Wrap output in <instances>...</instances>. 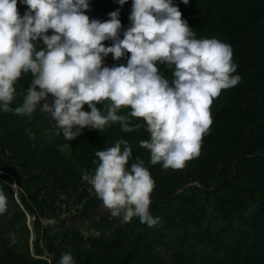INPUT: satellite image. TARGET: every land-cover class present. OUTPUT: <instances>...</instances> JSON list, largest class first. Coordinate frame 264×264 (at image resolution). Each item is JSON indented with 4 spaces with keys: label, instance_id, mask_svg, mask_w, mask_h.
<instances>
[{
    "label": "clouds",
    "instance_id": "obj_1",
    "mask_svg": "<svg viewBox=\"0 0 264 264\" xmlns=\"http://www.w3.org/2000/svg\"><path fill=\"white\" fill-rule=\"evenodd\" d=\"M17 3L0 0V111L31 116L39 108L68 141L85 126L102 130L118 123L123 132H132L140 127L132 118H142L149 137L139 144L149 150V163L182 168L199 154L210 131L213 99L242 80L231 44L215 36L198 38L173 0H132L122 38L120 8L101 21L86 14L89 0H19L27 6L23 14ZM128 53L126 64L105 63L109 54L120 60ZM157 62L171 69V79ZM28 73L32 79L14 106L15 85ZM95 156V169L82 170V179L111 215L123 222L137 217L149 227L162 224L150 210L155 179L139 156L129 164L130 141L121 136ZM7 207L0 183V213ZM8 236L16 242L14 232ZM55 264H76V259L65 251Z\"/></svg>",
    "mask_w": 264,
    "mask_h": 264
},
{
    "label": "trees",
    "instance_id": "obj_2",
    "mask_svg": "<svg viewBox=\"0 0 264 264\" xmlns=\"http://www.w3.org/2000/svg\"><path fill=\"white\" fill-rule=\"evenodd\" d=\"M196 36L212 37L227 41L232 46L233 61L238 65L236 72L242 80L235 86L222 89L210 106L213 122L210 131L203 136L200 152L185 163L189 164L187 178L199 184L186 186V176L180 177L172 168L164 169L160 163H149L150 153L139 144L147 139L146 122L133 117L140 127L132 132H123L119 124H110L102 130L87 126L81 135L68 141L57 133L50 118L37 108L31 116L0 111V155L8 149L12 157L21 158L25 179L13 167V159L5 162L0 157V170L10 173L24 193H19L24 210L35 216L34 228L39 230L40 216L44 208L51 205L38 198L35 190L41 181L40 173L32 174L27 164H33L42 151V171L55 166L52 172L56 185L66 190L82 179V170L93 171L98 161L95 152L123 136L132 144L133 159L139 156L155 179V188L150 194L153 215L163 218L162 224L149 227L139 219L128 225V231H119L114 240L94 239L90 250L75 257L76 264H103L97 260L99 250L121 249L122 254L113 264H264V0H173ZM88 14L98 16L120 8L123 30L129 24L132 0L119 5L115 0H89ZM26 5L17 3L21 14ZM49 29V34H51ZM108 46L111 40L103 41ZM127 56L113 60L112 54L105 63L126 64ZM158 70L171 79V69L157 62ZM32 76L24 74L16 83L18 95L13 105L23 99V90L28 87ZM43 103V101H41ZM104 103H107L105 101ZM103 108L102 102H97ZM84 110H89L87 104ZM128 108H121L128 114ZM68 146L69 153L60 152L59 147ZM17 156V157H16ZM49 162L54 164L49 165ZM48 165V166H47ZM46 170V171H45ZM19 172V173H18ZM23 173V174H24ZM0 178L7 179L0 173ZM9 195L13 191L5 186ZM83 197H80L82 200ZM15 206L17 205L14 203ZM104 208L98 197L85 200L81 219L91 221V227L101 226L110 213L100 214ZM211 209L217 215L210 222ZM23 215V213H21ZM63 231L51 232L52 227H42L44 237L49 241L47 250L55 255L60 244L54 242L59 236L78 238L79 231L65 226ZM164 243L171 251L170 258L152 250L153 243ZM61 247V246H60ZM5 248V247H4ZM55 261V262H56ZM1 263V261H0ZM16 264H48L43 259L21 257Z\"/></svg>",
    "mask_w": 264,
    "mask_h": 264
},
{
    "label": "rangeland",
    "instance_id": "obj_3",
    "mask_svg": "<svg viewBox=\"0 0 264 264\" xmlns=\"http://www.w3.org/2000/svg\"><path fill=\"white\" fill-rule=\"evenodd\" d=\"M127 1V0H126ZM89 9H86L85 12L88 14ZM98 16H94L88 14L90 19L97 18L101 21L106 20V16L103 13H98ZM2 133L0 131V138ZM60 152L64 154L69 153V147L64 145L59 147ZM42 151L38 154V158L34 161L33 164L28 163L27 168L30 169L32 174L40 173L41 181L34 188L38 194V198L44 200L45 202L51 205V210L48 208H44L45 213L42 216L39 212V209L31 201L32 205L36 209L37 215L40 216L39 221V230L34 228V220L35 216L29 214L24 210L23 206L20 203L19 193H24L27 196L26 192L20 188L13 176L8 173L0 170L1 174L6 175L9 179H11L10 183L7 179H1L0 183H3L4 190L8 196V207L3 212L0 213V264H16V262L21 260V257H30L32 259H43L48 263V254H51L47 250V243L49 242L42 233V227L50 226L52 227L51 232H62L63 228L57 227L58 223L61 221H65V226L73 227L74 230L79 231L78 238H69L68 236L62 237L59 236L57 240H55L54 244H60L59 248H57V252L55 255H61V253L65 251H70L73 253L74 258L78 257L86 252H88L92 246V240L94 239H109L114 240L118 235L119 231H128V225H131L135 220L139 219L137 217H133L130 222H123L120 216H113L110 213V210L105 206L101 209L100 214L110 213L106 220L102 223L101 226H97L96 228L91 227V221L80 218L82 208L84 206L85 200L91 197H97L94 192L92 186L84 179H81L76 185L69 186L66 190L60 189L56 185V179L53 176L52 172H57L55 166H53L52 162H49V165L52 167H46L49 174H46L42 171L45 167H42L40 164L42 157ZM0 157L5 160L13 159V167L17 168L19 176L22 181L25 179L24 168L21 166V158L20 157H12V152L8 149L1 152ZM48 166V165H47ZM46 171V170H45ZM173 172H178L180 177L186 176V186L188 185H196L199 186L197 182H195L192 178H187V173L189 171V164L185 163L184 167L179 169H173ZM24 173V174H23ZM14 182V184H11ZM5 186H10L12 188V195H9ZM80 197H83L80 200ZM29 200L30 196H27ZM16 203L17 205L15 206ZM211 212L210 222H214L217 218V215L214 211L209 209ZM23 213V215H21ZM9 232H14L16 237V242L11 243L10 238L8 236ZM5 247V248H4ZM164 243H153L152 250L156 253L162 254L166 258H170L172 255L171 251L168 249ZM122 254L121 249H114L111 251L99 250L96 252L97 260L103 264H113V262L120 257ZM54 254H52L51 259L53 264H55ZM60 258V256H59ZM59 260V259H58Z\"/></svg>",
    "mask_w": 264,
    "mask_h": 264
}]
</instances>
